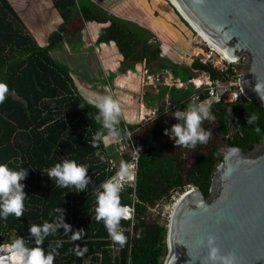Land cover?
Here are the masks:
<instances>
[{
    "label": "trees",
    "instance_id": "obj_1",
    "mask_svg": "<svg viewBox=\"0 0 264 264\" xmlns=\"http://www.w3.org/2000/svg\"><path fill=\"white\" fill-rule=\"evenodd\" d=\"M52 1L63 22L50 35L48 46L41 47L10 2L0 0V82L6 87L0 102V162L11 161L9 167L28 170L21 181L26 193L23 215L0 219V244L23 238L27 246L35 247L29 225L50 220V212L59 206L71 228L58 229L41 245L48 251L61 242L53 264H85L87 258L91 264H163L168 252V223L153 207L169 200L173 191L192 186L208 197L227 148L236 146L247 152L264 139L246 123L247 115L255 112L256 124L264 133V105L247 98L232 105L214 104L210 110L215 119L202 121V127L210 133L207 143L177 146L164 129L176 123L172 112L183 110L197 94L196 88L190 83L184 89L163 84L145 86L144 98L158 105L157 115L143 125H125L122 120L119 125L121 130L129 129L135 144L142 148L137 201H133L131 186L120 193L121 204L135 207L132 220L120 221L127 237L121 247L111 240L103 221L95 219V194L120 163L130 159V148L120 155L102 143L91 145L92 136L101 127L95 119L97 109L84 101L69 68L55 60L50 50L58 47L64 36H79L86 21H97L107 24L98 42L116 44L123 56L122 71L145 62L148 73L170 71L175 79L183 81L203 70L213 76L218 73L198 51L190 65L174 63L161 55L159 43L148 29L90 0ZM97 151L105 155L103 162L95 155ZM64 159L87 166L91 180L84 191L57 187L55 179L47 175L50 167Z\"/></svg>",
    "mask_w": 264,
    "mask_h": 264
},
{
    "label": "water",
    "instance_id": "obj_2",
    "mask_svg": "<svg viewBox=\"0 0 264 264\" xmlns=\"http://www.w3.org/2000/svg\"><path fill=\"white\" fill-rule=\"evenodd\" d=\"M183 18L238 68L245 97L264 105V0H170ZM203 97L199 96V100ZM225 156L206 197L196 186L184 191L168 224L163 264H264V139L251 150Z\"/></svg>",
    "mask_w": 264,
    "mask_h": 264
},
{
    "label": "crops",
    "instance_id": "obj_3",
    "mask_svg": "<svg viewBox=\"0 0 264 264\" xmlns=\"http://www.w3.org/2000/svg\"><path fill=\"white\" fill-rule=\"evenodd\" d=\"M20 15L27 30L41 47L63 22L52 0H8ZM108 12L146 29L159 43L161 55L176 64L190 65L195 59L196 32L170 0H90ZM105 23L86 21L79 36H64L51 56L69 68L78 92L111 95L121 106L125 125L145 124L158 113V105L145 100V62L122 71L123 56L116 44L99 43ZM153 115V116H152ZM114 142L107 147L115 149ZM113 151V150H112ZM10 255L6 252L4 256ZM3 257L0 254V259Z\"/></svg>",
    "mask_w": 264,
    "mask_h": 264
},
{
    "label": "clouds",
    "instance_id": "obj_4",
    "mask_svg": "<svg viewBox=\"0 0 264 264\" xmlns=\"http://www.w3.org/2000/svg\"><path fill=\"white\" fill-rule=\"evenodd\" d=\"M5 84L0 82V102H3ZM84 101L97 109L95 119L100 123L91 139V145L97 147L102 143L105 148L110 142L119 143L129 136L128 131L121 130L119 125L122 117L121 106L118 99L111 95L84 94ZM209 101H201L192 98L183 110H175L172 116L176 123L170 128H165L164 132L173 138L177 146L194 147L197 143H207L209 131L202 127V121L215 119L211 112ZM258 116L255 112L249 113L246 123L253 126V130L264 135L261 128L256 124ZM239 152L238 147L227 148L226 156H231ZM95 155L103 162L106 157L97 151ZM11 161L0 162V219H6L9 215L20 217L24 211V199L26 193L25 185L21 181L26 177L28 170L17 167H9ZM129 165L121 162L120 166L111 178L103 181L96 190L95 219L103 221L111 240L123 247L127 237L124 235L120 221L129 219L131 211L128 205L120 202V193L124 190V177L129 176ZM86 165L78 163L74 159H64L55 163L47 170V175L53 180L57 187H74L77 192L84 191L89 185L91 178L87 175ZM50 220H45L42 224L33 223L29 225L28 232L33 239L35 247L27 246L23 238H14L4 246V251L10 253L15 264H53L56 250L61 242L57 241L56 247L45 251L41 245L50 234L56 233L58 229L70 231L71 225L64 219V210L59 206L50 212ZM209 246L210 261L222 260L223 264H232V257L217 256L215 237L209 235L207 238Z\"/></svg>",
    "mask_w": 264,
    "mask_h": 264
},
{
    "label": "built area",
    "instance_id": "obj_5",
    "mask_svg": "<svg viewBox=\"0 0 264 264\" xmlns=\"http://www.w3.org/2000/svg\"><path fill=\"white\" fill-rule=\"evenodd\" d=\"M196 31V30H195ZM202 37V41H196L195 46L200 47L206 54V59H203L207 64H210L212 68L217 71V75L213 76L210 72L203 70L197 72L193 77H191L188 81H183L179 79H175L170 71H162L158 74L153 73H145V85H168L170 87L176 86L181 89H184L188 86V84H193L197 90V94L193 96V98H198L200 94L203 95L201 101L207 100L210 102L211 106L218 103H224L228 105H232L239 100L246 98L240 84V76L237 70L241 65V60H234L228 58L218 47L213 45L209 40L203 37L200 33L196 31ZM195 56L198 55L195 53ZM147 120L146 123H148ZM145 123V124H146ZM128 131L129 136L119 143H115L116 150L119 154H123V152L130 148L129 154L130 159L126 162L129 167V176L122 178L124 183V188L131 186L133 187V201H137L135 195V188H136V180H137V173H138V165L139 159L142 153V148L139 145H136L133 137L132 132L125 127ZM124 129V130H125ZM235 128L231 131V138L233 136ZM113 163V160H111ZM113 167V164L112 166ZM117 170L110 176L115 175ZM186 188L184 191H186ZM180 190L173 191L171 194V198L169 200L158 202L154 207L153 210L160 213L163 219H170L174 204L178 196L184 192ZM128 205V204H126ZM131 211V216L129 219L134 218L135 214V207L134 205H128ZM128 220V219H127ZM1 246L7 245V243L0 244Z\"/></svg>",
    "mask_w": 264,
    "mask_h": 264
},
{
    "label": "rangeland",
    "instance_id": "obj_6",
    "mask_svg": "<svg viewBox=\"0 0 264 264\" xmlns=\"http://www.w3.org/2000/svg\"><path fill=\"white\" fill-rule=\"evenodd\" d=\"M196 32V31H195ZM202 37L196 33V41H202ZM154 85V84H153ZM147 87L150 86V85H146ZM153 116V115H152ZM155 117H153L152 119H154ZM152 120H149V123L151 122ZM180 197V195L178 196V198ZM167 220V219H166ZM167 223L169 224V219L167 220ZM92 260L90 258H87L86 259V262L85 264H91ZM0 264H15V262L13 261V259H11V256L10 255H7L5 257H1L0 259Z\"/></svg>",
    "mask_w": 264,
    "mask_h": 264
},
{
    "label": "bare ground",
    "instance_id": "obj_7",
    "mask_svg": "<svg viewBox=\"0 0 264 264\" xmlns=\"http://www.w3.org/2000/svg\"><path fill=\"white\" fill-rule=\"evenodd\" d=\"M204 37V36H203ZM213 44V43H212ZM214 45V44H213ZM195 49H196V51H198V52H202V53H204L206 56H207V54L200 48V47H197V46H195ZM191 188V187H190ZM189 188V189H190ZM182 195V194H181ZM181 196L179 197V198H177V200H176V203L174 204V209H173V211L175 210V208L178 206V204H179V202L181 201ZM173 213V212H172ZM5 253H6V251H4V246H1L0 245V254L3 256V257H5L4 255H5Z\"/></svg>",
    "mask_w": 264,
    "mask_h": 264
}]
</instances>
